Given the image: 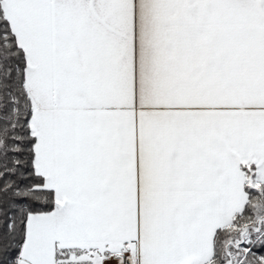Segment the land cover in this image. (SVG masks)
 Returning a JSON list of instances; mask_svg holds the SVG:
<instances>
[{"label": "snow or ice", "instance_id": "obj_1", "mask_svg": "<svg viewBox=\"0 0 264 264\" xmlns=\"http://www.w3.org/2000/svg\"><path fill=\"white\" fill-rule=\"evenodd\" d=\"M0 264H264V0H0Z\"/></svg>", "mask_w": 264, "mask_h": 264}]
</instances>
